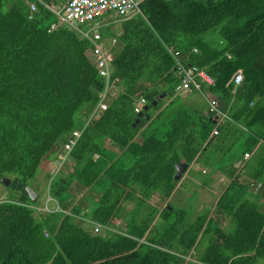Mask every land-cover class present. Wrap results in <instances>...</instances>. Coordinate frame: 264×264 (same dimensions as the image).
<instances>
[{
	"label": "trees",
	"instance_id": "16d2710c",
	"mask_svg": "<svg viewBox=\"0 0 264 264\" xmlns=\"http://www.w3.org/2000/svg\"><path fill=\"white\" fill-rule=\"evenodd\" d=\"M42 1L0 0V184L7 191L0 264H264V0L145 2L141 15L123 23L122 49L109 55L108 110L87 127L107 80L87 55L90 43L48 8L68 0ZM213 34L218 47L209 42ZM171 49L216 81L208 91L232 121L213 143L210 117L184 109L169 118L159 113L166 100L152 106L163 93L178 96ZM239 71L244 81L235 87ZM142 99L151 119L134 128ZM75 131L83 135L71 155L73 172L47 175L48 194L70 215L37 217L32 207L41 202L26 189L40 191L43 165L58 161L59 144ZM179 163H202L229 180L214 212L193 218V207L151 204L155 195L174 197ZM75 186L92 199L77 205ZM83 219L115 232L96 235ZM121 219L124 228L116 226Z\"/></svg>",
	"mask_w": 264,
	"mask_h": 264
},
{
	"label": "built area",
	"instance_id": "2783aa9c",
	"mask_svg": "<svg viewBox=\"0 0 264 264\" xmlns=\"http://www.w3.org/2000/svg\"><path fill=\"white\" fill-rule=\"evenodd\" d=\"M41 4L46 5L42 0H39ZM147 0H68L65 5L61 7H47L56 14L59 18V25L66 27L78 33L82 40H86L90 43L91 49L87 52L88 57L93 64L96 65L99 74L106 78L107 89L102 95L101 102L91 115L89 121H87L86 127L92 121L97 112L108 110L107 94L109 89V83L112 75V68L109 61V53L106 50V39L103 36V31L114 28L112 17L119 18L121 22L130 20L138 15L142 14L141 5ZM35 10L36 7L32 6ZM56 26L53 27V29ZM197 52V50H194ZM176 66L175 71L180 82L176 89L178 94H184L186 92H196L205 97L208 101V116L216 117L218 124L224 126L231 119L227 113L222 112L219 106L218 100L208 91V88L215 87V80L204 69L197 66H191L184 63L181 58L180 52L175 51L173 53ZM231 59V56L228 55ZM244 81L243 71L237 72L231 83L235 87L242 85ZM146 101L140 100L136 106V113H141ZM219 134V129H215L214 135ZM83 135V131H75L71 139L63 143L59 148V159L55 167V176L60 174L61 169L66 163L71 160V155L75 147L77 146L80 138ZM250 158L249 154L245 155V160ZM37 215L39 214H57L65 213L70 215V212L62 209L60 203L47 195L45 200L39 207H32ZM82 219V218H79ZM94 230L96 235L105 234L107 232H115L111 227L102 226L93 222L84 220Z\"/></svg>",
	"mask_w": 264,
	"mask_h": 264
},
{
	"label": "rangeland",
	"instance_id": "374dc122",
	"mask_svg": "<svg viewBox=\"0 0 264 264\" xmlns=\"http://www.w3.org/2000/svg\"><path fill=\"white\" fill-rule=\"evenodd\" d=\"M121 21H117V25L121 27ZM119 29V28H118ZM209 42L214 45L215 47H218L219 45V38L217 34H213L211 36H208ZM113 42H110V45H113ZM182 97H175L173 100L174 103L173 105L167 110V114L165 115L166 117L171 118L173 113H175L177 110H182L184 108L189 109L193 115H197L199 113H202L208 106L207 101L200 96L199 94H195L192 92H188L185 94H182ZM181 96V95H180ZM169 119L166 120L168 122ZM139 142H141V138H139ZM61 144H59L60 148ZM108 147H110L108 145ZM59 148L57 149V153H59ZM240 150H243L245 148V145L240 144L239 145ZM59 157V155H58ZM130 159H128L127 162H129ZM57 164V160L53 162L52 164L46 163L43 165L39 175H38V180L37 183L39 185V190L38 194H40L41 198H43L44 194L49 193L47 191L49 182L47 179V175L49 172L54 171L55 167ZM73 168V164L66 163L63 168L61 169L60 173L61 174H68ZM44 170V171H43ZM188 175H191L189 179L187 178ZM191 178L197 179L200 178L204 180L203 177H201L196 169L192 171V168L189 169L188 173L184 175L183 179L180 180V185L178 186V190L174 197L170 200H163L159 195H155L152 200L151 204L153 206L161 207L164 208L167 206L168 203H172L175 207L177 208H184V209H190L193 207L194 212H193V218L196 217L198 213H201L205 210H213L215 209V204L219 198V195L223 192L222 187L217 188V190L214 193H210L207 190H202L203 188L200 186V184H197L191 180ZM10 181V180H9ZM46 195V196H47ZM7 196V191L6 188L0 184V201L3 202L6 199ZM73 198L75 203L78 205L81 202L84 203V201L89 198L92 199V195H88V191L85 190L83 187L80 186H75L73 189ZM41 200H39L38 203H40ZM91 208V207H90ZM133 207L128 206V210L130 211ZM231 221L229 218H226L225 223H224V228L228 229L230 228ZM117 227H125V221L124 220H119L116 223Z\"/></svg>",
	"mask_w": 264,
	"mask_h": 264
},
{
	"label": "crops",
	"instance_id": "0c3cea01",
	"mask_svg": "<svg viewBox=\"0 0 264 264\" xmlns=\"http://www.w3.org/2000/svg\"><path fill=\"white\" fill-rule=\"evenodd\" d=\"M119 20V18H117V17H115V16H113L112 17V21L113 22H115L114 24H113V27L114 28H119L115 33H116V35L117 36H113V37H110L113 41H114V46H113V49L111 50V52H109V55H112V53H114V52H118V51H120L121 49H122V45L120 44V42H119V36H121L123 33H122V26L123 25H121V27H119L118 25H117V21ZM175 51L173 50V49H171L170 50V53L173 55V53H174ZM173 58H174V55H173ZM174 60H175V58H174ZM175 66H176V62H175ZM185 94V93H184ZM179 97H182L183 95H178ZM177 96V97H178ZM175 99V97L174 98H168V97H166L164 100H166V102H163V101H161V102H163L164 104L162 105V107H161V109H160V111H159V113H167L168 111L167 110H169V108L173 105V103H174V100ZM184 109H187V108H184ZM184 109H182V110H184ZM208 109V106H207V108L202 112L203 113V115L204 116H207V110ZM188 111H190L189 109H187ZM178 111H180V110H177L175 113H177ZM150 112V111H149ZM191 112V111H190ZM175 113H173V115L175 114ZM192 113V112H191ZM193 114V113H192ZM200 114V113H199ZM199 114H197V115H194V116H198ZM208 117V116H207ZM137 142H139V139L137 140ZM213 143V142H212ZM115 151H117V150H115ZM70 162H71V160H70ZM69 162V163H70ZM192 171L194 170V169H196L197 171H198V173H199V175L201 176V177H203L204 178V180H202V179H200V178H197V179H194V178H191V180L193 181V182H195V183H197V184H200V186L202 187V184L205 182V181H207V180H210L209 182L211 183L210 184V187L209 188H204V187H202L203 189L202 190H207V191H209L210 193H214L216 190H217V188H220V187H222V189H223V191L225 190V188H226V186H227V184L229 183V180L226 178V176H223L222 174H213L212 173V171H211V169L210 168H207L204 164H202V163H198V164H195V165H193L192 167ZM235 168L236 169H238V171H242V174H240V173H238L239 174V176H240V181L241 182H243L244 184H249V177L245 174V172L243 171V164H241V163H239V164H237L236 166H235ZM73 169V168H72ZM190 169V168H189ZM189 169H188V171H189ZM72 171V170H71ZM188 171L184 174V175H186L187 173H188ZM54 172V176H55V170L53 171ZM58 176V175H57ZM191 175H188L187 176V178L189 179V177H190ZM184 177V176H183ZM183 179V178H182ZM223 193V192H222ZM221 193V194H222ZM220 194V195H221ZM47 194H44L43 195V198H41V203L45 200V198L47 197L46 196ZM219 195V196H220ZM39 196H40V194H39ZM40 200V199H39ZM84 214V213H83ZM36 216L37 217H39L37 214H36ZM89 222H93V221H89ZM93 223H95V222H93ZM87 224V223H86ZM97 224V223H96ZM87 226L88 227H90V225H88L87 224ZM91 228V227H90Z\"/></svg>",
	"mask_w": 264,
	"mask_h": 264
},
{
	"label": "water",
	"instance_id": "95a60500",
	"mask_svg": "<svg viewBox=\"0 0 264 264\" xmlns=\"http://www.w3.org/2000/svg\"><path fill=\"white\" fill-rule=\"evenodd\" d=\"M167 97L166 93H163L159 99H157L154 103H153V107H156L160 101L164 100ZM150 111V107L146 106L144 107V111L139 114L137 121L135 122V124L133 125L134 128H136L142 119H145L146 121H150L151 117L147 114ZM214 124L217 123V121L215 120L213 122ZM213 141L215 140V138L212 139ZM176 169H177V173H176V177L175 180L176 181H180L184 174L188 171L189 166L184 164V163H179L176 165ZM2 183L6 186L9 187V185L11 184V181H9L8 179H2ZM27 193L29 194L30 199L32 200L33 203H37L40 199L39 194L31 187H27L26 189ZM172 210V208H170Z\"/></svg>",
	"mask_w": 264,
	"mask_h": 264
},
{
	"label": "clouds",
	"instance_id": "9594fccd",
	"mask_svg": "<svg viewBox=\"0 0 264 264\" xmlns=\"http://www.w3.org/2000/svg\"><path fill=\"white\" fill-rule=\"evenodd\" d=\"M147 1H149V0H147ZM147 1H145V2H147ZM145 2H144V3H145ZM144 3H143V4H144ZM143 4H142V5H143ZM142 5H141V6H142ZM124 22H125V21H124ZM124 22H122L121 25H123ZM110 29H112L113 31H117V30H118V28H110ZM107 30H108V29H107ZM105 31H106V30H105ZM103 33H104V31H103ZM103 36H104V35H103ZM104 37H105V36H104ZM105 39H106V42H107V43H106V50H107L108 53H109V52H111V50L113 49V46H114V44H113V45H110V42H113V43H114V41H113L110 37H105ZM90 49H91V47H90ZM90 49H89V50H90ZM89 50H88V51H89ZM89 59H90V58H89ZM197 67H198V66H197ZM201 69H202V68H201ZM204 70H206V69H204ZM206 71H207V70H206ZM175 72H176V71H175ZM208 74H209V73H208ZM176 75H177V74H176ZM209 75H210V74H209ZM210 76H211V75H210ZM111 77H112V76H111ZM211 77H212V76H211ZM212 78H213V77H212ZM213 79H214V78H213ZM215 86H216V81H215ZM177 87H178V86H177ZM212 88H214V87H212ZM176 89H177V88H176ZM191 92H192V91H191ZM186 93H188V92H186ZM192 93L199 94V93H196V92H192ZM209 93H211V94L215 97V95H214L211 91H209ZM177 94H178V93H177ZM178 95H182V94H178ZM199 95L202 96L201 94H199ZM202 97H203V96H202ZM159 98H160V97H159ZM159 98H158V99H159ZM203 98L207 101V99H206L205 97H203ZM215 98H216V97H215ZM216 99H217V98H216ZM217 100H218V99H217ZM162 101H163V100H162ZM160 102H161V101H160ZM218 102H219V101H218ZM207 103H208V101H207ZM136 106H137V105H136ZM146 106H147V103L144 105V107H146ZM219 106H220V105H219ZM144 107H143L141 113L144 111ZM207 110H208V109H207ZM207 112H208V111H207ZM141 113H137V114H141ZM148 113H149V112H148ZM148 113H147V114H148ZM148 115H149V114H148ZM207 116H208V115H207ZM208 117H210V118L213 120V122L216 120L217 123H216L215 125H217V126H216L215 129H217V128L220 129L221 126L218 124V120H217V118H216V117H213V116H211V115L208 116ZM231 121H232V120H231ZM86 123H87V122H86ZM215 129H214V131H215ZM214 131H213V134H212V139L215 138V140H216V138H217V136H218L219 134H218L217 136H215V135H214ZM215 140H214V141H215ZM214 141L212 140L211 142H214ZM60 144L62 145L63 143H60Z\"/></svg>",
	"mask_w": 264,
	"mask_h": 264
}]
</instances>
